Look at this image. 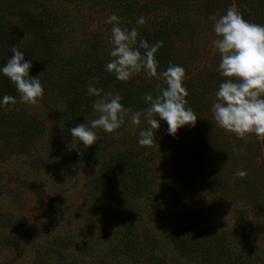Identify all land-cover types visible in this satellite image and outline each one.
I'll use <instances>...</instances> for the list:
<instances>
[{
    "label": "rangeland",
    "instance_id": "rangeland-1",
    "mask_svg": "<svg viewBox=\"0 0 264 264\" xmlns=\"http://www.w3.org/2000/svg\"><path fill=\"white\" fill-rule=\"evenodd\" d=\"M82 1L44 0L68 21L63 33L55 31L62 44L50 39L52 45L47 47L45 37L28 31L14 44L32 62L29 75L38 76L43 86L38 104L20 102L14 84L0 75V97L8 95L15 101L0 106V264H175L176 260L185 264L188 257L178 253L170 236L177 227V214L170 211L176 207L199 217L206 214V228L226 238L229 250L264 264V140L254 134L237 138L215 124L211 104L225 78L217 71L220 57L212 46L217 37L212 21L203 19L204 7L196 15L190 9L185 14L190 18L186 25L191 26L180 32L173 46L178 65L187 75L183 82L186 107L197 116L195 126H184L173 137L167 133V123L160 121L159 144L141 146L139 132L147 125L143 117L139 125H132L126 116L112 133L95 130L100 139L89 155L82 142L72 144L69 128L83 123L85 117L96 118L92 103L97 98L91 96L89 111L84 103L75 110L73 97H89V83L122 97L118 90L122 81L104 69L103 59L109 58L112 45L109 39L110 47L102 49L101 41L111 25L104 22L105 15L100 18ZM211 4L215 11L211 16L219 17L230 5L241 10L235 0ZM30 7L27 14L38 17L39 4L33 2ZM244 11L250 14L249 22L264 25V0H246ZM24 16L5 14L2 27L21 24ZM87 47L92 53L89 58L83 54ZM11 55V49L0 55V65ZM91 63L100 77L72 85L73 75ZM138 74L128 80L136 78L145 87L138 91L141 102L129 107L122 102L132 112L145 109L142 97L146 93L155 96L157 84L166 86L162 79L147 77L143 71ZM122 158L129 159L131 167L140 163L147 168L153 180L145 190L136 192L135 187L123 185L125 173L115 165ZM163 158L178 166L179 172L203 177L208 182L203 192L191 198L188 191L185 194L181 179L168 173L167 164L162 166ZM240 170L246 175L237 176ZM110 171L113 182L95 187V179ZM166 173L169 177L163 180ZM164 183L172 194L155 196ZM133 224L138 234L135 237L137 230L132 229L131 237L140 240L146 251L140 246L137 252L126 251L122 243L124 232Z\"/></svg>",
    "mask_w": 264,
    "mask_h": 264
},
{
    "label": "clouds",
    "instance_id": "clouds-1",
    "mask_svg": "<svg viewBox=\"0 0 264 264\" xmlns=\"http://www.w3.org/2000/svg\"><path fill=\"white\" fill-rule=\"evenodd\" d=\"M209 20L217 37L212 41L220 57L217 71L225 78L215 91V100L211 104L215 124L234 133L237 138L254 134L258 140H264V25L249 22L234 5L219 17L210 16ZM104 22L111 25L109 39L112 45L108 52L111 59L104 64L105 71L120 81H127L134 73L143 71L147 77L162 79L166 86L157 84L155 96L146 93L142 97L147 107L132 112L121 103L119 94L103 92L89 83L86 94L97 98L92 103L96 118L88 120L85 117L83 123L69 128L72 144L82 142L84 148L93 145L100 139L96 129L112 133L124 124L126 116L132 125H139L143 117L147 128L139 132L137 143L141 146L154 143L153 130L160 127V121L167 123V133L173 137L184 126L194 127L197 116L191 107H186L188 93L183 86V66L169 61L166 69L158 71L156 53L163 42L149 44L143 38L138 39L137 28H122L116 14L107 16ZM144 23L142 16L136 19L137 25ZM11 53L7 62L0 65V75L14 84L20 102L38 104L44 89L38 76L29 75L31 60H26L24 52L15 45L11 47ZM10 101L15 102L14 98L4 95L0 97V106ZM236 175L243 177L246 173L240 170Z\"/></svg>",
    "mask_w": 264,
    "mask_h": 264
},
{
    "label": "trees",
    "instance_id": "trees-1",
    "mask_svg": "<svg viewBox=\"0 0 264 264\" xmlns=\"http://www.w3.org/2000/svg\"><path fill=\"white\" fill-rule=\"evenodd\" d=\"M212 1L216 0H83L81 4H88L91 12L100 16V18H104L105 16L107 17L111 14H116L120 18V26L122 28H137L138 39L143 38L147 40L149 44L155 43L156 41H162L163 45L156 53V59L159 62V71L161 69H166L168 67L169 61H171L173 64H178V61L176 60L177 54L173 50L174 41L176 38L180 37L181 31H184L186 27L191 26L190 24L186 25L190 21V18L185 16V14L192 10L191 12L195 13L196 15V12L201 11V8L204 7L203 19L207 17L209 18L215 13L213 10L214 5L211 4ZM235 1L238 8L241 9L240 12L243 13L244 18L246 20H250V14L244 11L246 0ZM33 2L39 4L40 6L38 12L39 15L36 18L27 14V8H29ZM41 9L44 10L42 11ZM14 12L22 16L25 14L22 23L18 24L17 26H9L7 24L8 28H3L2 22L4 21V15ZM175 12L178 16L173 17ZM44 16H47L45 21L43 19ZM141 16L144 18L145 23L143 25H137L136 19ZM67 24V19L61 18V16L58 15V12L53 10L49 2L44 3V0H0V55L8 53L9 49H11L14 44H18L21 38L20 34L26 31L45 37L47 47L52 45L50 44V39L51 41L56 40V43L62 44L63 41L58 39L55 31L63 33V30L67 27ZM110 30L111 26L107 31L108 35L106 38H104V41L103 39L101 41L103 44L102 49L104 47H110L108 45V40L111 35ZM100 39L101 37H99V40ZM90 52V47H87L85 51H83V54L89 58L92 55ZM141 52H143V50H141ZM110 59L111 57L103 60L104 62H107ZM108 75L110 77H114L112 73L108 72ZM137 75L139 74L137 73ZM73 76L75 80L73 81L72 85L80 84L82 81H85L90 77H100V73L97 72L96 64L94 65L91 63L85 67V69L79 71L78 75L75 74ZM186 76L187 75L185 74V77ZM136 80V78H133L131 80L122 81V83L119 84L118 90L122 95L121 103L123 102V104H125L127 107L132 105L136 106L139 102H141L140 98L138 97V91L144 89L145 87L143 88L140 85L138 82L140 80ZM61 92L64 94L66 91L64 88H61ZM90 98L91 96L77 99L76 96H74L73 99L75 102L73 103H77V108L75 110L80 109L84 103V109H89L90 111ZM68 101L71 104L70 100ZM146 107L147 105L145 104V108ZM153 131L154 141L156 144H159V141H161L160 127L156 131ZM93 151V145L85 148L84 150V152H88L89 155H91ZM168 159L171 160V158ZM163 160L164 162H162V166L167 164L169 167L168 173H170L174 178L181 179V183L185 188L183 189L184 193L187 194L188 191L190 198L193 197L197 191L201 194L203 192V186L208 185V182L203 180V177L192 176L188 173H182V171L179 172L178 166L174 167L173 162L171 163L164 158ZM128 161L129 159L127 158H122V160L117 159L115 164L119 170H122V172L125 173L121 177L123 185L127 188L128 185L129 187H135L134 190L136 192L145 190L147 186L150 185L151 180H153L146 174L147 168L140 163H136L133 167H131V164H129ZM168 173L163 175V180L169 177L167 175ZM113 174L114 172L110 171L107 176H100L99 178H96L93 184L95 187H108L110 182H113L114 180ZM161 189L162 192L155 196L162 195L166 198V196L172 194L170 193L172 189L169 188V185L166 183H164ZM170 212H176L177 214L174 218L177 227H174L170 236L175 241V245H177L176 247L178 249V253L188 257V259L185 260V264H192L193 260L195 261L193 264H256L253 259L247 258L246 256H236L237 252L233 253L228 249L227 245H225L224 241H226V238L221 237L220 239L216 233H212V231L207 229L205 225V219L207 216L206 214L199 217L197 213L192 210L186 211L177 207L173 208ZM174 215L169 214L171 217ZM132 229L134 231L137 230V232H135V237L138 234V228L135 224H133L132 227L129 226L128 230L124 232V240L122 243L126 245V251L137 252L139 250V246L142 247V251H146V248L139 244L140 240H135L131 237ZM126 236L127 238L125 239ZM64 241L67 242V240ZM215 244L217 246H215ZM196 252L199 256H192L193 253ZM146 256H150V254H147ZM176 262L177 263L175 264H180L179 260H176Z\"/></svg>",
    "mask_w": 264,
    "mask_h": 264
}]
</instances>
